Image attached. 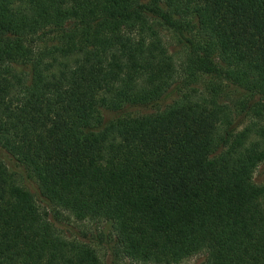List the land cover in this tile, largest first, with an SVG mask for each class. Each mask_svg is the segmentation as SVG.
Returning a JSON list of instances; mask_svg holds the SVG:
<instances>
[{"label":"trees","instance_id":"16d2710c","mask_svg":"<svg viewBox=\"0 0 264 264\" xmlns=\"http://www.w3.org/2000/svg\"><path fill=\"white\" fill-rule=\"evenodd\" d=\"M262 162L264 0H0V264H264Z\"/></svg>","mask_w":264,"mask_h":264},{"label":"rangeland","instance_id":"374dc122","mask_svg":"<svg viewBox=\"0 0 264 264\" xmlns=\"http://www.w3.org/2000/svg\"><path fill=\"white\" fill-rule=\"evenodd\" d=\"M146 109H135L132 114L145 113ZM10 166V170H15ZM18 176V173H16ZM254 179L256 182L264 181V162H262L255 171ZM23 181V180H22ZM24 182V181H23ZM25 185L29 187L30 190L34 191V183H26ZM50 209V208H49ZM51 211V210H50ZM54 212V210H52ZM54 214L58 215L59 221L56 222L57 226L61 229L62 233L69 239H77L89 243L98 253L103 264H140L129 261L120 255L113 252L112 245H109V236L102 238L100 232L102 230L101 226L94 224L88 220H78L73 215L66 212ZM105 229V228H104ZM100 237V238H99ZM101 241H100V240ZM109 239V240H108ZM108 240V241H107ZM111 244V243H110ZM200 255L192 256L180 264H198L201 260Z\"/></svg>","mask_w":264,"mask_h":264}]
</instances>
